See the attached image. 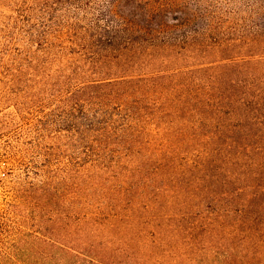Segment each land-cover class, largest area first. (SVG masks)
<instances>
[{"label":"trees","instance_id":"trees-1","mask_svg":"<svg viewBox=\"0 0 264 264\" xmlns=\"http://www.w3.org/2000/svg\"><path fill=\"white\" fill-rule=\"evenodd\" d=\"M149 1L114 0L71 30L82 50L50 86H70L94 158L27 191L45 263L264 264V55Z\"/></svg>","mask_w":264,"mask_h":264},{"label":"rangeland","instance_id":"rangeland-1","mask_svg":"<svg viewBox=\"0 0 264 264\" xmlns=\"http://www.w3.org/2000/svg\"><path fill=\"white\" fill-rule=\"evenodd\" d=\"M112 1L0 0V264H52L43 258L48 247L36 239L43 237L40 229L27 221L31 205L25 202V196L29 189L58 181L69 163L80 165L94 156L86 152L80 135L73 130L81 122H88L83 117L73 118L63 106L70 86L59 85L54 91L50 84L71 75L65 66L76 57L72 48L82 50L73 43L71 30L99 23ZM161 2L175 5L171 9L180 17L201 15L196 24L202 29L209 27L212 39L220 36L227 42L250 46L258 37L262 51L246 46L248 49L238 54L264 55V0L148 3ZM128 7L122 9L128 11ZM193 56L191 63L197 65L211 59L204 53ZM23 67L27 80L13 83V74ZM74 77L76 81L82 79ZM80 84L77 81L72 88ZM111 127L119 130L120 126Z\"/></svg>","mask_w":264,"mask_h":264}]
</instances>
